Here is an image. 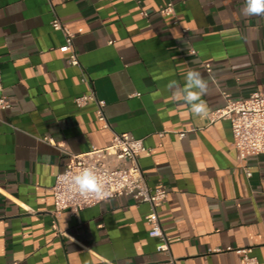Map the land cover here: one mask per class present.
<instances>
[{"label":"crops","instance_id":"obj_1","mask_svg":"<svg viewBox=\"0 0 264 264\" xmlns=\"http://www.w3.org/2000/svg\"><path fill=\"white\" fill-rule=\"evenodd\" d=\"M169 1L173 15L163 12ZM243 6L0 0V83L12 101L0 109V264H246L228 247H251L264 264V153L240 160L231 120L193 115L166 87L199 71L209 112L264 90V16H243ZM56 16L75 34L80 65L60 50ZM91 87L107 102L109 128L94 101L75 102ZM123 132L148 147L139 155L148 184L168 188L159 210L167 254L149 235V203L132 195L53 213L70 154L112 158L107 148Z\"/></svg>","mask_w":264,"mask_h":264},{"label":"built area","instance_id":"obj_2","mask_svg":"<svg viewBox=\"0 0 264 264\" xmlns=\"http://www.w3.org/2000/svg\"><path fill=\"white\" fill-rule=\"evenodd\" d=\"M53 3V0H49ZM163 12L168 15L175 13L174 3L169 1L163 8ZM141 14L148 16L147 11L142 10ZM177 22V20H175ZM55 30H60L64 35V43L60 50L69 53L68 61L72 65H80V60L74 49V32L58 16L52 20ZM191 53H197L194 47ZM0 83V109L12 107V101L3 93ZM91 101L96 104L97 118L103 127L109 128L110 123L105 111L107 102L96 95L91 87L89 92L83 93L75 98L79 107L86 106ZM210 123L219 119H229L232 122L233 145L240 160L250 156L264 153V90H254L248 97L234 100L228 98L221 107L209 112ZM185 135V132L181 133ZM52 141L50 137L46 138ZM148 150L143 139L135 137L130 132L115 133L111 145L107 151L112 158H106L100 151L72 153L65 168L60 171L52 186L54 197L53 213L59 218L66 209L78 211L82 208L95 205L102 200L82 197L75 191L67 190L61 182V176L79 172L84 167H94L100 176L107 181L112 195L107 198H114L121 195H132L141 202H148L150 211L146 219L150 225L149 235L160 240L157 250L160 253H169L170 244L163 231L159 210L169 191L166 185L159 183L152 187L148 184L143 169L139 162V155ZM251 175L250 171H247ZM106 200V199H105ZM228 250H235L243 255L246 264H256L257 258L252 255L251 247H228ZM222 250V249H219ZM116 264V263H111ZM158 264V263H157Z\"/></svg>","mask_w":264,"mask_h":264},{"label":"clouds","instance_id":"obj_3","mask_svg":"<svg viewBox=\"0 0 264 264\" xmlns=\"http://www.w3.org/2000/svg\"><path fill=\"white\" fill-rule=\"evenodd\" d=\"M241 14L246 17L264 16V0H244ZM166 87L174 98H182L189 105L193 115L201 118L208 116V105L202 99L207 93L208 82L199 71L188 70L183 86L176 80H170ZM60 179L67 190L75 191L85 198L105 200L112 195L107 181L94 167H84L79 172L65 174Z\"/></svg>","mask_w":264,"mask_h":264}]
</instances>
